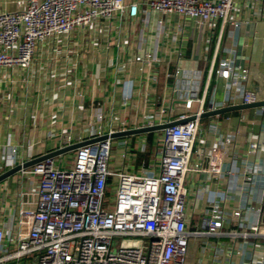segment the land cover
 <instances>
[{
  "label": "built area",
  "instance_id": "1",
  "mask_svg": "<svg viewBox=\"0 0 264 264\" xmlns=\"http://www.w3.org/2000/svg\"><path fill=\"white\" fill-rule=\"evenodd\" d=\"M141 5L147 16L157 15L160 26L168 25L167 19L188 18L196 28L212 35L218 25L221 34L227 24L237 28L249 18L264 15L260 9L264 0H28L15 10L0 11V81L11 80L13 72L37 65L38 57L53 53L60 42L73 36L85 39L101 22L134 20L142 12ZM218 47L219 40L208 80L216 74L235 87L231 96L234 102L226 106L264 101V92L245 88L250 73L246 67L228 59L217 61ZM157 57L144 51L142 59L130 60L135 70L130 82L140 83L141 74L147 70L152 71L147 74L152 81ZM124 68H116L118 76ZM130 97L123 94V107ZM193 100L203 106L204 98L199 99L192 91L184 100V108ZM201 107L193 119L186 113L171 119L161 108L157 116H146L145 123L137 122L134 127L119 117L108 130L93 125L76 140L67 135L58 146L31 154L25 162L87 142L70 154L47 157L14 174L17 186L9 194L10 203L4 202L0 210V264H185L191 241L220 235L238 241L233 255L240 259L249 256L248 262L241 264H264L263 200L257 206L254 198L251 200L258 185L253 179L258 142L246 144L245 152L253 161L242 162L240 180L231 188L239 191L242 199L236 204L229 202L226 193L211 198L199 225L193 221V211H188L186 184L190 172L215 178L235 176L233 170L223 167L226 151L236 143L230 136L207 150L205 166L193 161L204 112ZM214 109L210 105V110ZM102 117L103 113L97 115L98 120ZM172 121L181 122L160 130L157 154L146 165L134 164L144 144L132 141L131 136L90 141ZM15 154L16 146L8 135L1 148V161L8 169L24 163H16ZM225 225H230L227 232L223 231ZM218 247L216 242L214 250Z\"/></svg>",
  "mask_w": 264,
  "mask_h": 264
},
{
  "label": "crops",
  "instance_id": "2",
  "mask_svg": "<svg viewBox=\"0 0 264 264\" xmlns=\"http://www.w3.org/2000/svg\"><path fill=\"white\" fill-rule=\"evenodd\" d=\"M27 2L0 0V11L15 10ZM144 8L141 5L142 12L134 20L101 22L83 40L73 36L60 42L53 53L38 57L37 65L17 74L13 72L11 80L0 81V173L8 169L1 161V148L8 135L11 144L16 146V163H19L25 162L31 154H42L58 146L60 139L65 140L67 135L76 140L93 125L108 130L119 122V117L134 127L137 122L145 123L146 116H157L161 108L171 119L182 113L193 116L201 107L200 101L193 100L187 109L183 106L192 91L199 99L204 98L201 107L204 112L211 111L210 105L218 109L234 102L231 96L235 87L230 86L227 79L212 74L208 80L218 40L217 61L228 59L246 67L250 73L245 88L260 94L264 92V15L259 19L249 18L237 28L227 24L221 34L218 25L212 35L208 30L196 28L188 18L174 17L166 20L165 27L160 26L157 15L147 16ZM260 9L264 14V7ZM144 51L159 56L155 62V78L150 81L147 74L152 71H144L141 82L135 85L130 82L135 70L129 61L142 59ZM119 65L125 66L119 73L121 76L117 75ZM124 93L131 97L123 107ZM99 113H103L101 120L97 119ZM200 125L193 161L205 166L207 150L230 136L236 143L233 149L226 151L223 167L233 170L235 176L228 179L189 173L187 203L188 211H193L194 223L199 225L211 198L226 193L230 196L229 202L236 204L242 199L241 193L231 188L236 187L235 180H240L242 162L253 161L245 152L250 141L260 145L253 168V179L258 185L251 193V200L254 198L255 206L263 200L260 206L264 210V106L200 117ZM150 133V140L146 135L149 133L131 136L132 141L144 144V151L134 160L135 165H146L157 154L160 131ZM16 186L14 174L0 182L1 211L4 202L10 203L9 194ZM229 229L230 225L223 227L225 232ZM216 242L220 248L214 250ZM237 246L238 241L226 235L197 238L189 243L185 264L248 262L249 256L240 259L232 254V248Z\"/></svg>",
  "mask_w": 264,
  "mask_h": 264
},
{
  "label": "water",
  "instance_id": "3",
  "mask_svg": "<svg viewBox=\"0 0 264 264\" xmlns=\"http://www.w3.org/2000/svg\"><path fill=\"white\" fill-rule=\"evenodd\" d=\"M261 106H264V101H258V102H254V103H250V104L230 105V106H225L222 108L214 109V110H211L208 112H204L203 114H201L200 117H209V116H214L216 114L226 113L229 111L242 110V109L261 107ZM193 118H194V116L189 117V119H193ZM180 122L181 121H172V122H168V123H162V124H156V125H151V126H143V127H139V128H132V129H127V130L117 131V132H113L111 134L102 135V136L94 138L93 140H90V141L101 140V139H104L107 137L120 138V137H128V136H134V135L145 134V133H150V132H156V131H160L166 127H169L171 125L178 124ZM85 143H87V142L76 143V144H72L70 146H65V147L60 148L56 151H53L49 154L43 155L39 158H35V159L30 160V161L24 162L21 165H16L12 168H9V169L5 170L4 172L0 173V182L3 181L4 179H6L7 177L15 174L21 168H26V167L36 163L37 161L43 160L47 157H54V156H57L59 154L65 153V152L72 151L75 148L84 145Z\"/></svg>",
  "mask_w": 264,
  "mask_h": 264
},
{
  "label": "trees",
  "instance_id": "4",
  "mask_svg": "<svg viewBox=\"0 0 264 264\" xmlns=\"http://www.w3.org/2000/svg\"><path fill=\"white\" fill-rule=\"evenodd\" d=\"M146 135H148V139L150 140L151 139V137H152V133H149V134H146ZM141 156V155H140ZM142 156H145L144 154H142Z\"/></svg>",
  "mask_w": 264,
  "mask_h": 264
},
{
  "label": "rangeland",
  "instance_id": "5",
  "mask_svg": "<svg viewBox=\"0 0 264 264\" xmlns=\"http://www.w3.org/2000/svg\"><path fill=\"white\" fill-rule=\"evenodd\" d=\"M112 150H113V151L115 150V146H114V145H112ZM67 154H70V152L67 153ZM68 156H70V155H68Z\"/></svg>",
  "mask_w": 264,
  "mask_h": 264
}]
</instances>
